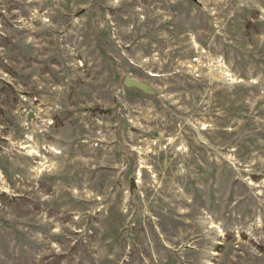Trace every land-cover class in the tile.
<instances>
[{
  "label": "rangeland",
  "instance_id": "1",
  "mask_svg": "<svg viewBox=\"0 0 264 264\" xmlns=\"http://www.w3.org/2000/svg\"><path fill=\"white\" fill-rule=\"evenodd\" d=\"M0 264H264V0H0Z\"/></svg>",
  "mask_w": 264,
  "mask_h": 264
},
{
  "label": "water",
  "instance_id": "2",
  "mask_svg": "<svg viewBox=\"0 0 264 264\" xmlns=\"http://www.w3.org/2000/svg\"><path fill=\"white\" fill-rule=\"evenodd\" d=\"M123 83H124V86L127 88H135V89H138L144 93H149L147 86L144 83H142V82H140L134 78L126 77L124 79ZM132 186H134V181H132Z\"/></svg>",
  "mask_w": 264,
  "mask_h": 264
}]
</instances>
